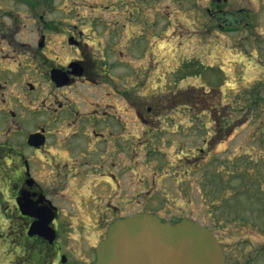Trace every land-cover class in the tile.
<instances>
[{
	"label": "rangeland",
	"instance_id": "rangeland-1",
	"mask_svg": "<svg viewBox=\"0 0 264 264\" xmlns=\"http://www.w3.org/2000/svg\"><path fill=\"white\" fill-rule=\"evenodd\" d=\"M97 1L0 0V27L6 24L18 29L23 33L18 43L25 38L32 45L42 31L47 35L45 54L60 64L78 56L65 34L81 35L91 52L111 61L114 77H125L126 87L133 88L129 91L137 98L134 100L140 103L144 97L153 107L154 120L149 119L147 106L143 110L153 128L173 126L172 135L157 131L140 157L122 161L119 171L125 193L114 199V204L120 200L127 203L130 213L140 199L138 211L164 219L197 220L215 231L227 253V264H264V0H228L225 4L220 0L216 4L214 0ZM220 10L224 18L233 21L221 30L218 25L229 22L216 17ZM42 17L52 30L44 27ZM167 27L169 31L162 35ZM105 45L107 52L102 51ZM220 87L222 93L213 91ZM104 91L84 86L63 90L78 107L84 106L86 96L95 99ZM40 92L49 105L61 90L47 81ZM114 101L124 108L126 123L132 119V126L138 127L137 119L130 118L138 106L120 96ZM195 104L205 109V114H200ZM221 125L225 128L215 136ZM134 138L138 143L141 136ZM199 148H204L203 152L182 156L185 150L190 153ZM155 150L160 154L154 155ZM102 173L110 174V170L94 174L93 179ZM47 177H51L49 171ZM92 177L85 180L88 185L77 186L86 190L94 184ZM77 186L69 182L66 187ZM98 187L107 192L113 189L105 182ZM112 193L95 196L87 192L90 195L85 198H91L90 206L96 208L91 209V217L102 223L86 222L82 226L88 225L76 232L73 228L71 234L76 239L83 237L94 246L103 239L113 219V211L106 210ZM80 198L78 195L77 200ZM75 214L92 220L84 213ZM72 244L76 249V243ZM75 254L84 261V253L76 250Z\"/></svg>",
	"mask_w": 264,
	"mask_h": 264
},
{
	"label": "flooded vegetation",
	"instance_id": "flooded-vegetation-1",
	"mask_svg": "<svg viewBox=\"0 0 264 264\" xmlns=\"http://www.w3.org/2000/svg\"><path fill=\"white\" fill-rule=\"evenodd\" d=\"M42 21L45 28L52 30L44 17ZM72 26L77 28L76 24ZM20 34L23 33L6 24L0 27V264H92L96 246L71 234L73 228L76 227V232L78 227L87 226L88 223L82 226L86 222L102 223L98 217H91V209L96 208L90 206L91 198H85L90 195L87 192L107 196L112 191L110 207L106 209L113 211L111 222L126 216L127 203L120 200L116 205L113 202L125 193L119 171L121 163L140 157L143 148L152 145L150 141L156 137L155 132L163 133L170 127L159 130L147 122L143 110L147 106L145 111L152 119L153 107L141 97L139 101H142L137 103L134 100L137 98L129 91L133 88L124 83L125 77H114L111 61L91 52L81 35L65 34L66 42L74 43L72 47L78 56L60 64L45 54V33L39 31V39L33 45L25 38L18 43ZM59 34L62 33L57 31ZM102 51L107 52V48ZM55 68L62 70L68 79L62 80L56 73L54 78L58 82L52 80L50 72ZM47 81L55 90H61L59 94L53 93L55 101L49 105L46 95L40 92L41 84ZM63 81L65 84L58 85ZM78 86L105 91L95 99L90 98L92 101L86 96L84 106L78 107L73 98L63 92ZM116 96L131 106H138L134 115L130 114V118L135 117L139 122L138 127L132 126V119L126 123L124 108H119L114 101ZM25 117L27 122H24ZM143 127L149 131L145 132ZM221 132L222 129L216 127L215 136ZM135 135L141 136L138 143ZM203 150L199 148L198 153ZM106 170H110V174L102 173L104 177L93 179ZM91 176L94 180L91 187L83 190L77 186L88 185L85 180ZM69 182L75 183L77 188L68 189ZM100 182L113 185V189L109 192L101 189ZM78 195L81 198L77 200ZM76 211L92 220L78 218ZM50 228L55 236L51 235ZM76 250L85 254L84 261L75 254Z\"/></svg>",
	"mask_w": 264,
	"mask_h": 264
},
{
	"label": "water",
	"instance_id": "water-1",
	"mask_svg": "<svg viewBox=\"0 0 264 264\" xmlns=\"http://www.w3.org/2000/svg\"><path fill=\"white\" fill-rule=\"evenodd\" d=\"M96 253L94 264H225L211 230L189 219L174 223L149 213L114 221Z\"/></svg>",
	"mask_w": 264,
	"mask_h": 264
}]
</instances>
